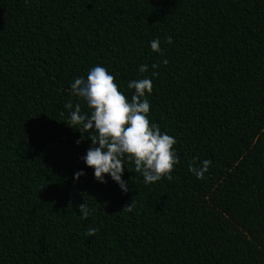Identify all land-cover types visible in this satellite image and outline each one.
<instances>
[{
  "label": "trees",
  "instance_id": "1",
  "mask_svg": "<svg viewBox=\"0 0 264 264\" xmlns=\"http://www.w3.org/2000/svg\"><path fill=\"white\" fill-rule=\"evenodd\" d=\"M96 64L128 99L152 79L171 179L85 167L65 105L90 113L70 84ZM0 264H264V0H0Z\"/></svg>",
  "mask_w": 264,
  "mask_h": 264
},
{
  "label": "clouds",
  "instance_id": "2",
  "mask_svg": "<svg viewBox=\"0 0 264 264\" xmlns=\"http://www.w3.org/2000/svg\"><path fill=\"white\" fill-rule=\"evenodd\" d=\"M166 39L171 43V37ZM149 46L156 53L162 51L158 38L152 39ZM161 63L167 64L168 61L164 59ZM147 70L146 64L138 66L140 73ZM155 75L152 72L151 76ZM114 80L112 73L96 64L87 70L86 76H77L70 84L72 94L91 110L90 113L81 112L80 103L65 105L73 109L69 112L68 126L85 129L91 141L80 159L85 167L92 169V176L97 182L105 183L107 176L122 192L129 191L128 182L122 179L125 160L134 165V170L141 174L145 184L155 183L162 178L171 179L173 167L179 162L173 147L177 141L174 136L162 132L156 123L150 122V101L147 97L152 92V79L143 76L129 80L127 87L134 90L130 99L118 89ZM75 142L78 144L80 140ZM209 164L207 159L199 166L190 164L189 171L200 179ZM84 174L83 169H78L72 174V179L78 180ZM125 207L128 212L133 211L131 203ZM77 208L81 219L91 214L84 203L78 204ZM96 232L94 227L87 229L89 236Z\"/></svg>",
  "mask_w": 264,
  "mask_h": 264
}]
</instances>
